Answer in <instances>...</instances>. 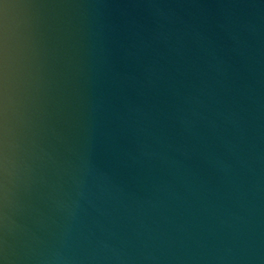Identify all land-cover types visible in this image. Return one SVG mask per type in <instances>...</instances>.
<instances>
[{"label": "water", "instance_id": "obj_1", "mask_svg": "<svg viewBox=\"0 0 264 264\" xmlns=\"http://www.w3.org/2000/svg\"><path fill=\"white\" fill-rule=\"evenodd\" d=\"M0 158L9 264H264V0H0Z\"/></svg>", "mask_w": 264, "mask_h": 264}, {"label": "clouds", "instance_id": "obj_2", "mask_svg": "<svg viewBox=\"0 0 264 264\" xmlns=\"http://www.w3.org/2000/svg\"><path fill=\"white\" fill-rule=\"evenodd\" d=\"M239 45L240 39L235 38L234 41V50H236L239 54ZM236 117L237 125L235 133L233 134L231 143L234 148L239 149L241 145V141L243 138V126L242 121L243 117L239 115V113H233ZM242 150V149H241ZM8 185H7V160L6 158H0V223L6 224L7 221V207H8ZM104 247H108L107 244ZM115 261V264H126V261L131 260V257L124 256H115L112 258H106ZM0 264H9V257L7 252L4 251L2 255H0Z\"/></svg>", "mask_w": 264, "mask_h": 264}]
</instances>
